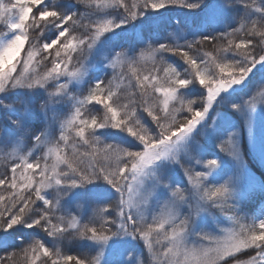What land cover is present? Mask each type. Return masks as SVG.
I'll return each instance as SVG.
<instances>
[{
  "label": "snow or ice",
  "instance_id": "1",
  "mask_svg": "<svg viewBox=\"0 0 264 264\" xmlns=\"http://www.w3.org/2000/svg\"><path fill=\"white\" fill-rule=\"evenodd\" d=\"M95 0H77V3L86 7H92ZM44 0H10L6 5H0V23H5L7 27L15 33L9 42L0 48V92H4L9 86L44 88L50 81H58L60 77L70 79L78 78L83 74L82 64L76 70H70L68 65L73 60L72 51L80 50L87 52L92 49L93 45L100 40L106 33L113 31L128 23L134 22L143 16L145 11H159L169 6L188 7L195 9L199 7L197 3H189L187 0H112L111 5L95 2V8H104L117 6L123 9V20L119 24H113L111 20H103V23L90 22L83 23V16L71 15L65 16L57 11L41 8ZM31 13V16H30ZM55 24L58 36L51 42H44L39 48L30 46L25 53V59L22 62L21 70L16 71V65L12 64L5 68L8 60L18 54L23 48L25 41L29 40V27L41 32L46 24ZM79 26L83 33L77 36L74 29ZM239 33L252 39H234ZM63 38V39H61ZM76 41V45H72ZM219 43L220 46L216 54L203 50L205 44L208 46L213 43ZM226 42V43H223ZM57 43L61 44L65 52L63 56L60 49H57L55 56L49 52ZM203 50V51H202ZM145 52L153 54L172 53L180 54L185 63L189 66L193 79L198 80L207 90V104L202 110H193L191 103L181 105L177 108L173 105L169 108V100L176 96L175 85L188 86L191 81L182 78L176 69H171L176 79L171 80L169 87L162 92L163 115L154 110L144 100L140 105L131 108L127 104L123 105L125 115L120 120H116L117 110L111 103L115 95L111 88L112 80H121L125 73L120 71L117 74L118 67L122 68L125 63L133 66L138 62L139 57H143ZM196 53V54H193ZM228 53L236 57H241L243 63L228 62L225 57ZM39 57L40 62L48 57L50 68L43 75L29 72V65ZM264 63V24L257 25L255 21L241 23L233 31L224 33L219 36H205L201 39L192 41L183 47H173L167 43H161L159 47H153L151 44L141 49L140 52L129 59L124 51L117 52L111 60L110 67L114 70V76L111 81H99L89 91L86 97L79 100L75 107V116L61 124V131L58 139L47 142L43 134L35 136L37 144H44L46 152L37 160H29L27 156H20L16 153L9 154L8 172L0 175V186H7L8 189L18 187L17 172L20 170V176L23 177V190L21 192H12L7 199L3 210H0V230L7 231L16 225L24 224L28 228L42 227L49 235H62L69 229H79L78 235L91 239L95 242H107L110 237L119 234L132 235L134 238L142 239L147 245L150 253H154V244L160 243L161 231L165 239L170 241L171 246L161 249V255L164 260L159 264H167L169 254L175 250L177 254L176 264H180L179 255L183 249L186 253L187 244L186 236L193 223V217L203 210L202 204H209L229 216L234 227L225 231L226 237L224 242L220 238H212L207 234L201 237L207 241V245H201L203 256L207 264H264V221L256 226H248L241 222L234 214L233 205L230 203L231 190L227 183L211 186L208 183V177L214 168L218 167L216 160H208L200 171L185 169L187 176L188 188L174 187L170 188V200L163 206L160 213L154 216L150 221L146 220L139 213L141 204L138 199L139 187L143 183V178L148 175L147 170L157 161L166 159L169 156L175 158L179 151V145L194 128L204 118L208 108L219 94L225 92L232 85H236L245 80L257 64ZM61 65H64L61 68ZM140 88L147 90V84L153 78L145 75L143 80L136 77ZM103 86V87H102ZM66 84H58L50 96L56 97L65 92ZM153 91H160V88L153 84ZM264 96V91L258 93ZM255 96L247 102V107L251 111L255 108L253 101ZM95 101L97 104H104L105 109L111 114V118L105 116L99 122L95 116L89 120L83 118L81 111L85 103ZM41 105V109H43ZM236 107V106H234ZM142 109L148 113L152 121L158 128V134L153 136L140 127L134 120L136 110ZM188 113L186 117H181V113ZM175 113V114H173ZM78 118V119H77ZM21 135H27V129L19 121L13 120ZM111 126L117 129H126L131 135L135 136L142 144V150H126L114 145H104L97 142L92 132L97 128ZM91 127L90 137L85 136L86 128ZM75 129L76 138L82 141L86 146L83 151L71 144L72 159H60L59 153L70 146V132ZM221 150L235 155V145L232 136L222 142ZM55 151L57 153V164L51 168L48 166V157ZM103 153V161L96 159ZM43 162V166H42ZM24 176L25 172H29ZM38 177V178H37ZM103 178L119 194L117 202L111 204L108 208L98 209L94 212L93 220L87 224H79L75 217L68 221L58 219L52 222L49 215H42L39 218L28 220L29 213L37 201L43 200V204L49 212L55 207L48 200H44L42 192L53 186H67L70 188L80 187L92 183L98 178ZM166 189L167 184L163 185ZM6 197L0 194V202L5 201ZM194 201V203H192ZM189 202L191 212L187 216H180L178 207ZM115 211V217L109 218L106 213ZM166 214V216H165ZM167 225V227H166ZM170 229V232H169ZM249 249H256V255L250 258H240V254ZM42 250L43 255L48 258L50 264H99V258L85 259L74 255H61L59 252H52L39 242L33 243L20 251L27 257L31 252L33 258L37 251ZM13 252L4 258H0V264H10L15 257Z\"/></svg>",
  "mask_w": 264,
  "mask_h": 264
},
{
  "label": "trees",
  "instance_id": "2",
  "mask_svg": "<svg viewBox=\"0 0 264 264\" xmlns=\"http://www.w3.org/2000/svg\"><path fill=\"white\" fill-rule=\"evenodd\" d=\"M5 1L7 4L10 2V0ZM209 1L210 0H206V2ZM226 1L232 2V4L236 5L232 7L229 14L225 16L228 29L224 31L210 30L207 31V36H219L224 33L231 32L236 27H239L241 23H247L250 21H255L257 25L264 24V3L260 6L259 10H255L256 12L250 13L251 11L247 10L245 7L247 4H239L243 3L245 0ZM95 2L111 5L112 0H95ZM95 2L92 7H86L83 4L77 3V0H44L41 8L42 6H45L44 9L57 11L65 16H83V23L98 22L102 24L103 20H111L113 24H119L121 20H123L124 17L122 15V8L117 6L95 8ZM126 2L130 3L131 0H126ZM187 2L197 3L199 4V7L190 9L188 7L175 6L173 10L170 11H145L143 16L138 20L121 27H117L113 31L108 32L109 38H111V33L115 32V36L111 39L110 44L113 45V48L116 51H128L129 48L134 47L135 52L138 53L141 49L147 48L150 44L153 47H159L161 43H167L173 47H183L192 41L205 37V34L200 32L197 36H188L181 45H176L169 38L171 31L176 26L184 29L185 31H189L197 25L195 21H190L187 17H185V14L190 11H197L200 8H203L206 3L201 5L202 2H199L198 0H187ZM65 7H70L72 9L65 11V14ZM176 14H178V18H176ZM161 15H167V18L154 25L152 21L157 20ZM148 20L151 24L143 26V24H145ZM132 27L140 28L136 30L132 29ZM209 29L218 28L211 27ZM28 31L29 40L17 63V72L21 70V65L25 59V53L28 48L30 46L39 48L43 44L40 42L41 39L49 40L57 36L59 29L55 24L49 23L43 27L42 32L39 29L33 30L31 27H29ZM74 31L77 36L79 33H83V29L79 26H77ZM10 32L11 31L6 24L4 27L0 24V36ZM233 38L237 40L241 38L252 39V37L244 36L243 33H239ZM71 43L75 46L77 42L72 41ZM219 46L220 44L216 42H214L211 46L205 44V48L203 50L216 54ZM57 49H60L61 56H63L65 52L70 51L69 49H64L61 44L57 43L53 46V48L49 49L52 57L55 56ZM88 53L89 51L87 52L86 50H73L72 55L74 58L68 66L73 65V63H77V61L83 60ZM52 57H48V59H51ZM48 59L40 62L39 57H37V60L34 61L33 64H30L31 67L29 72L43 75V73L51 67V65L48 64ZM225 59L228 62L243 63L241 57H236L231 53H228ZM62 67H64V65H61V68ZM173 68L176 69V72L182 78L189 79L191 81L188 86H180L179 84L174 86L180 98L175 106L179 108L181 105H185L186 107L187 104L191 103L193 110H198L204 103V95L201 92L203 85H201L198 80L193 79L189 66L185 63L184 59H182L181 55H173L170 52L159 53L154 59L140 60L133 66L124 65L122 68L118 67L117 74H119L120 71L125 73L124 78L121 80H112L114 76V70L112 68H103L98 71H92L86 76L85 80L81 84H72L67 86L65 92L56 97L50 96V93L55 90L58 84H65V77H60L58 81H50L47 84V88L39 91L36 95V99L29 102L26 115L22 113V107L18 106L20 103L19 99L18 101L15 97H4L2 95L0 99V125H3V132L0 134V175L8 172V175L11 176L9 169V154L16 153L20 156H27L29 160L33 161L39 159L44 152H46V146L44 144H37L34 137L41 135L43 130L49 126L51 131L47 142H52L58 139L61 131V124L75 116V107L77 106L78 101L86 97L90 89L99 81L108 82L112 80L111 88L115 95L112 97V100L108 101L106 97L105 100L107 103H111L112 106L116 108L118 113L116 120H120L121 116L125 115L123 105L127 104L129 108H131L134 104L140 105L144 100H147L149 105L154 110L159 111L161 115H163L162 92L169 87L171 80L176 79V76L171 70ZM145 75H149L153 78L158 77V79H151L150 81L144 82L147 84L146 91L139 87L136 78L139 76L140 79L143 80ZM153 84L157 85L160 88V91H153ZM10 105H13L14 110H10ZM41 105L44 106L43 109H41ZM81 111L83 113V118L89 120L90 125V118L93 116L96 117L97 122L105 116L111 118V114L107 112L104 104H97L95 101L85 103ZM180 115L181 117H186L189 114L184 112ZM13 120L19 121L21 125L27 129V135L20 134L16 125L12 123ZM134 120L138 122L140 127L146 129L149 134L153 136L158 134L159 130L156 127V124L152 121L146 111L137 109ZM91 130V127L86 128V137H90ZM69 135L70 146L66 150L67 156L65 155L64 150L60 152L63 159H72V143H76V146L80 148L81 151H83L86 147L83 145L82 141H79L78 138H76L75 129H73ZM92 136L101 144L114 145L126 150L139 151L142 150L143 147L139 140L135 136L131 135L126 129H117L111 126H105L103 128H97L93 131ZM241 148L248 166L260 177L264 185V167L254 157V154L248 147L245 137L242 139ZM50 158L51 157H48V164L52 160H50ZM96 159L103 161V153L98 155ZM30 172L31 170H29V172H25L24 176H28ZM17 179L18 187L16 189H8L7 191H4V188L7 186H0V194H3L6 197L5 201L0 202V210H3L4 206L9 203L7 197H9L12 192H21L23 190V177L20 176L19 169L17 172ZM103 184L108 183L101 177L94 180L92 183L76 188H70L64 185L59 187V190H62L63 198H67L66 192L71 193L77 189L85 188L86 186L87 191L84 193V196L86 197V203L88 204L87 211H85L84 208L79 209L74 208L73 206L66 207L65 205L61 206L57 204L56 198H59V195L55 193V187L53 186L50 189H46L42 192L43 199L48 200L50 203L54 204L55 207H53L51 212H49L48 209L45 208L43 200L37 201L29 213L28 220L30 221L33 218H39L42 215H49L53 223L58 219L68 221L75 217L79 224H87L89 221L93 220V215L96 210L108 208L111 204L116 202V197L101 198L92 192L93 189L89 188L93 185ZM47 190H49L48 194L46 193ZM105 215L112 218L115 217L116 213L115 211H111ZM78 231L79 229H69L62 235L52 236L44 231L42 227L37 226L34 228H28L24 224L16 225L14 228L7 231L0 230V258H4L15 252L16 255L10 264H50L48 258L43 255L42 250L37 251L35 258H33L31 252H29L26 257L25 254L20 251L24 247L39 242L50 251L59 252L61 255H74L85 259H95V253L88 245L89 242L87 243V240L89 239L80 237L78 235ZM256 252L257 251H255V249H249L242 252L240 254V258H250L251 256H254Z\"/></svg>",
  "mask_w": 264,
  "mask_h": 264
},
{
  "label": "rangeland",
  "instance_id": "3",
  "mask_svg": "<svg viewBox=\"0 0 264 264\" xmlns=\"http://www.w3.org/2000/svg\"><path fill=\"white\" fill-rule=\"evenodd\" d=\"M198 1L202 2L201 5L206 4L197 11H190L185 14V17L190 21L197 23L195 28L185 31L176 26L171 31L169 38L176 45L183 44L188 36H197L200 32L207 36V31H224L228 29L225 16L229 14L232 7L236 6L235 4L226 0ZM263 3L264 0H245L239 4H247L245 6L246 9L253 13L256 12L255 10H259ZM6 4L5 0H0V5ZM174 7H165L159 11H170ZM71 9L70 7H65L64 11ZM166 18L167 15H161L152 22L156 25ZM176 18H178V14H176ZM0 24L2 27L5 26V23ZM149 24L151 22L148 20L143 26ZM211 27L218 29H209ZM139 28L132 27V29L136 30ZM14 35L15 33L12 31L1 35L0 48H3ZM57 36L49 40L41 39L40 42H51ZM114 36L115 32L111 33V38L106 33L93 45L83 60L68 66L70 70H76L82 64L83 74L75 79L65 77L67 86L81 84L92 71H98L103 68L111 69V60L117 52L122 51L114 50L113 45L110 44ZM27 42L25 41L23 48L18 54L8 60L5 68L15 64L17 69V63L26 48ZM124 52L129 59L139 53L135 52L134 47ZM156 56L157 54L151 52L144 53L143 57L138 58V61L154 59ZM124 65L128 64L125 63ZM30 67L31 65H29V71ZM46 88L47 85L44 88L34 87L31 89L9 86L4 92H0V99L2 95L19 99L20 103L18 106L22 107V113L26 115L29 102L35 100L38 92ZM261 91H264V63L257 64L249 72L245 80L239 84L232 85L217 96L201 122L197 124L186 140L178 146L179 151L176 153L175 158L169 156L166 159L159 160L147 170L148 175L143 178V183L139 187L138 197L143 202L139 213L146 220L150 221L154 216L158 215L163 206L170 200V188L189 187L185 169L200 171L208 160H216L218 167L211 170L208 183L211 186L228 184L231 190L230 203L233 205L234 214L240 218L242 223L248 226H256L261 221H264V185L260 177L248 166L241 148L242 139L245 137L254 157L264 167V96L258 94ZM201 92L204 95L203 106H206V88H201ZM254 96L255 100L253 103L255 108L250 111L247 107V102ZM178 99L180 98L176 91V96L169 100L170 109L177 103ZM163 101L164 96L162 97V106ZM202 107L199 110H202ZM10 110H14L13 105H10ZM2 126L0 125V134L3 132ZM50 131L51 128L49 126L43 130L42 134L45 141L49 139ZM229 135L232 136L235 145V155H230L228 152L221 150L222 142L227 140ZM49 157H51L50 160L52 159L48 164L49 168H51L57 164V153L53 151ZM59 157L63 159L60 153ZM165 184L169 186L168 189L163 186ZM54 187L55 193L59 195V198H56L57 204L65 205L66 207L73 206L79 209L84 208L87 211L88 204L84 196L87 191L86 186L71 193L66 192L67 198H63L62 190H59L60 186ZM89 188L93 189L92 192L101 198L116 197V202L119 199V194L109 184L93 185ZM48 192L49 190L46 191L47 194ZM201 207L203 210L193 217V223L186 236L187 251L185 253L182 249L179 255L180 264H207L200 246H206L208 242L202 240L201 237L207 234L212 238H220L221 242H224L225 231L234 227L229 216L219 208L209 204H202ZM176 210L180 216H187L191 212L190 203H183ZM87 243L91 250L94 251L95 259L99 258V264H159L160 261L164 260V257L160 254L161 249L171 246L170 241L165 239L163 231H161L160 243L154 244L155 251L153 254L150 253L142 239L134 238L132 235L119 234L110 237L107 242H95L89 239ZM255 251L258 250L255 249ZM176 260L177 254L174 250L169 254L167 264H176Z\"/></svg>",
  "mask_w": 264,
  "mask_h": 264
},
{
  "label": "bare ground",
  "instance_id": "4",
  "mask_svg": "<svg viewBox=\"0 0 264 264\" xmlns=\"http://www.w3.org/2000/svg\"><path fill=\"white\" fill-rule=\"evenodd\" d=\"M42 8H45V6H42ZM64 12H65V11H64ZM65 14H66V12H65ZM199 109H200V108H199ZM199 109H198V110H199Z\"/></svg>",
  "mask_w": 264,
  "mask_h": 264
}]
</instances>
